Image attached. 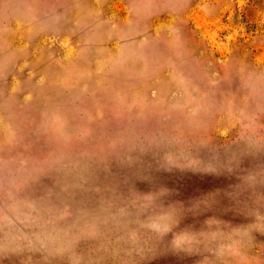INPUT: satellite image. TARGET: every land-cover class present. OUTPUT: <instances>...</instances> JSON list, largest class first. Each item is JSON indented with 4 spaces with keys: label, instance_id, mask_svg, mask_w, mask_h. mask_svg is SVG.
Instances as JSON below:
<instances>
[{
    "label": "rangeland",
    "instance_id": "1",
    "mask_svg": "<svg viewBox=\"0 0 264 264\" xmlns=\"http://www.w3.org/2000/svg\"><path fill=\"white\" fill-rule=\"evenodd\" d=\"M0 264H264V0H0Z\"/></svg>",
    "mask_w": 264,
    "mask_h": 264
},
{
    "label": "clouds",
    "instance_id": "2",
    "mask_svg": "<svg viewBox=\"0 0 264 264\" xmlns=\"http://www.w3.org/2000/svg\"><path fill=\"white\" fill-rule=\"evenodd\" d=\"M179 242H180V238H177V244H179Z\"/></svg>",
    "mask_w": 264,
    "mask_h": 264
}]
</instances>
